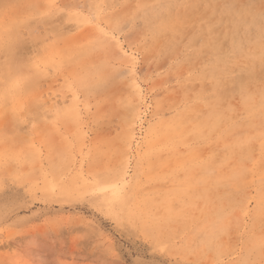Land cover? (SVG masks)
I'll list each match as a JSON object with an SVG mask.
<instances>
[{
	"label": "rangeland",
	"instance_id": "374dc122",
	"mask_svg": "<svg viewBox=\"0 0 264 264\" xmlns=\"http://www.w3.org/2000/svg\"><path fill=\"white\" fill-rule=\"evenodd\" d=\"M0 264H264V0H0Z\"/></svg>",
	"mask_w": 264,
	"mask_h": 264
}]
</instances>
